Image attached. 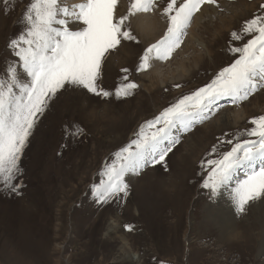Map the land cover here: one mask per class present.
<instances>
[{
	"label": "rangeland",
	"instance_id": "obj_1",
	"mask_svg": "<svg viewBox=\"0 0 264 264\" xmlns=\"http://www.w3.org/2000/svg\"><path fill=\"white\" fill-rule=\"evenodd\" d=\"M63 2L71 6L81 1ZM158 2V10L129 17L137 39L122 40L103 65L101 86L114 92L127 75L138 85L132 95L118 99L79 88L61 90L40 118L20 162L23 172L18 180L24 187L20 194L0 189V264H264V197L249 202L240 214L231 199L230 222L213 216L209 208L217 205L214 197L219 195L202 187L207 168L201 163L217 158L213 147L219 152L230 150L232 145L221 141L244 133L254 117L264 115V87L238 105L222 98L226 104L217 112L186 131L175 130L179 143L165 158L166 167L150 165L138 175L129 174L127 197L121 194L107 203L95 202L91 188L104 179V165L136 138L142 124L233 63L238 54L229 49L252 36L234 40L231 33H239L254 16L264 15V0L201 5L184 35L191 38L188 51L183 54L184 44L168 60H157L164 64L160 76L150 77L149 68H137L145 49L157 41L148 43L136 27L140 16L158 14L167 31L168 21L161 12L168 0ZM30 3L0 0V75L18 61L9 44L26 30L24 13ZM129 5L130 0H118L116 15L127 14ZM183 62L188 71L178 79ZM236 105L247 112L242 123L214 124L224 110L233 114ZM91 106L108 110L105 120L91 116ZM77 128L82 132L77 133ZM112 222L118 224L114 232ZM228 223L232 227L224 231ZM127 225L134 230L128 231ZM126 241L129 255L124 252Z\"/></svg>",
	"mask_w": 264,
	"mask_h": 264
},
{
	"label": "snow or ice",
	"instance_id": "obj_2",
	"mask_svg": "<svg viewBox=\"0 0 264 264\" xmlns=\"http://www.w3.org/2000/svg\"><path fill=\"white\" fill-rule=\"evenodd\" d=\"M205 3L215 4L216 0H168L161 12L168 21L167 31L145 49L137 71L151 67L153 59L168 60L180 47L193 15ZM117 5L118 0H81L71 6L63 0H31L24 13L26 30L9 44L18 61L0 75V189L20 194L24 187L18 180L23 172L22 155L40 118L61 90L79 88L119 99L132 95L138 87L125 75L114 92L105 90L100 84L103 65L122 40L137 39L130 30L129 17L158 10L160 5L158 0H130L127 14L121 16L116 15ZM248 35L252 38L242 46L229 49L238 54L233 63L210 83L142 124L136 138L114 154L112 163L104 165V179L91 188L96 203H107L121 194L127 197L130 188L125 178L129 174L138 175L150 165L166 167L165 158L179 143L175 130L186 131L206 119L220 107L222 98L237 103L264 87V15L245 21L231 38L241 40ZM122 71L127 74L129 70ZM250 124L244 133L221 141L232 145L230 150L219 152L213 147L217 158L201 162L207 168L202 187L213 195L227 190L238 214L249 202L264 197V115L254 117ZM243 135L249 138L242 139ZM126 228L134 230L132 225Z\"/></svg>",
	"mask_w": 264,
	"mask_h": 264
},
{
	"label": "bare ground",
	"instance_id": "obj_3",
	"mask_svg": "<svg viewBox=\"0 0 264 264\" xmlns=\"http://www.w3.org/2000/svg\"><path fill=\"white\" fill-rule=\"evenodd\" d=\"M71 1L72 0H69V2H71ZM205 7H206V4H205ZM151 16H152L151 14H149V15H142V16L139 17V20L138 21L136 20L138 22V24H137L138 27H136V29L138 28L137 31H140V33L142 34L143 37L147 36L145 39H146V41L148 43L149 42L158 41L164 35V33H165L164 32V25L161 22V20H159L158 14L154 15L155 17H153V18ZM196 23H199V19H197V22ZM140 25H142V27H140ZM193 29L191 30V32H193ZM189 35H191V34H189ZM189 42L191 43L190 36H188V38H185L183 36L182 43H181V46H180V48H182L184 46V44H185V46L182 48L183 49V51H182L183 54L188 51L189 44H190ZM180 48L176 49L174 51V53H177V51ZM180 51H181V49H180ZM124 53H126V52H124ZM124 53H123V55H124ZM125 58H126V56H125ZM154 62H157V63L154 64ZM150 64H151V67H149V69H150V72L153 73V76H150V77H154V75L155 76H157V75L160 76V74H159V72L161 71L160 68H162L164 66V64L160 63L156 59L151 60L150 61ZM185 64H186V62H183L182 65H181V67H179L180 70H179V73L177 74L178 79L179 78H182V77H185L186 74H187V71H188V67L187 66L188 65H185ZM147 77H149V76H147ZM161 78H162V76H161ZM219 102H221V103H219L220 107L225 106V104H226V103H224L225 100H221ZM239 102H241V101H239ZM235 104L238 105V103H235ZM91 107H92L91 108V110H92L91 116H93L94 118H96V117L99 118V116H102V117H104V119L103 118L102 119L105 120V118H106L105 117V112H108V110H103V112H102L101 110L97 109L96 106H91ZM107 109H109V108H107ZM217 111L214 110L213 112H217ZM230 111H231L230 109L224 110V112L220 116H218L217 118H215L214 124H217V126L218 125H221L223 123L236 125V124L242 123L245 120L246 116H247L246 115L247 112H246L245 108L243 109V106H242V109H240V107L237 106L235 108L233 114H231ZM113 113H114V116L117 115V112L113 111ZM166 189L167 188H165V190ZM218 195H219L218 197H214L215 198V202L214 203H216L217 205L211 204L212 206H210L209 209L212 208L214 210L213 216L218 217V218H219V216H221L223 218H226L230 222L231 219L228 216H229V212L231 211V205H230V204H232V203H230L231 197H230V195H229V193H228L227 190H222L221 192L218 193ZM213 205L216 206V208H214ZM210 214H211V212H210ZM230 214H231V212H230ZM110 226H111V228H112V230L114 232V230H116L115 228L118 226V224H116L115 222H112ZM231 227H232V224H229L228 223L227 227L225 229L223 228V230L224 231H227ZM232 232H235V234H237L236 231H232ZM124 244H125V248H124L125 254L126 255L131 254L130 252H128L129 244L127 243V241ZM133 255H134L133 257L137 259V253H135Z\"/></svg>",
	"mask_w": 264,
	"mask_h": 264
}]
</instances>
